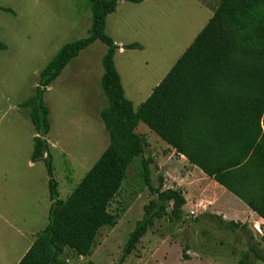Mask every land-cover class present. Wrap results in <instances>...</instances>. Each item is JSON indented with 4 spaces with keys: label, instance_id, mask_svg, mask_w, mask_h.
Returning a JSON list of instances; mask_svg holds the SVG:
<instances>
[{
    "label": "rangeland",
    "instance_id": "rangeland-1",
    "mask_svg": "<svg viewBox=\"0 0 264 264\" xmlns=\"http://www.w3.org/2000/svg\"><path fill=\"white\" fill-rule=\"evenodd\" d=\"M218 4L219 0H146L138 7L119 0L107 18V33L119 42L143 46L115 55L135 109L164 79ZM91 16L88 0H0V43L6 46L0 48V264L19 262L47 225L51 205L45 162L31 161L35 129L30 110L21 104L35 95L40 72L61 47L88 35ZM106 51L101 41L83 50L44 95L51 123L46 139L63 199L109 144L104 123L94 115L107 104L101 88ZM138 131L151 141L145 157L164 150L162 140L144 123ZM141 160L142 156L130 165L111 202L116 226L100 230L91 256L67 250L66 264L118 263L144 206L156 198L143 183ZM150 167L154 186L159 175L170 184L154 162ZM193 204L184 208L185 218L178 224L157 220L124 264H238L256 244L264 254V229L247 224V233H232L205 215V203Z\"/></svg>",
    "mask_w": 264,
    "mask_h": 264
},
{
    "label": "trees",
    "instance_id": "trees-1",
    "mask_svg": "<svg viewBox=\"0 0 264 264\" xmlns=\"http://www.w3.org/2000/svg\"><path fill=\"white\" fill-rule=\"evenodd\" d=\"M118 2L88 0L92 12L88 35L61 47L40 72L35 95L21 104L30 110L35 129L31 161L45 162L51 205L47 225L36 234L17 264H66L63 256L67 250L78 256H91L100 230L114 228L118 223V216L110 210L111 202L120 192L130 165L141 156L143 183L156 198L144 206L143 216L130 233L117 264H124L157 220L167 218L173 224L184 220L187 203L184 191L165 188L162 175L158 177V185L153 184L150 166L154 159L145 157L149 143L138 131L141 122L222 185L218 175L221 167L213 165V150L219 153L222 141L232 137L237 146L249 151L263 134L264 0H219L204 28L137 109L125 95L115 64L120 47L107 33V18L117 10ZM96 41L107 46L101 78L107 105L100 116L109 144L63 199L46 139L51 123L44 95L67 65ZM4 47L0 43V48ZM123 48L143 49V46L130 43ZM211 217L217 218L220 227L232 233L248 232L246 224ZM261 253L258 244L251 245L250 252L238 264H264Z\"/></svg>",
    "mask_w": 264,
    "mask_h": 264
},
{
    "label": "crops",
    "instance_id": "crops-1",
    "mask_svg": "<svg viewBox=\"0 0 264 264\" xmlns=\"http://www.w3.org/2000/svg\"><path fill=\"white\" fill-rule=\"evenodd\" d=\"M133 4L140 7L146 4V0ZM149 13V11L146 12V14ZM114 42L120 47L116 54L127 52L123 46L130 43L125 44L115 39ZM117 70L122 77L120 68L117 67ZM103 108H97V112L94 111L95 117L100 118V120V113ZM261 128L263 134L258 144L249 151L237 146L232 137L222 141L219 153L213 150L215 152L213 165L221 167L218 175L222 178L223 185L208 176L198 166L190 163L184 155L176 152L159 136L157 139L162 140L161 144L165 147L159 153L154 152L152 157L155 165L166 177L165 181L170 183L166 182L165 187L181 188L184 191L187 200L184 208H188L190 204L194 205V202L197 204L205 203L203 212L211 218V221L212 219L218 221L217 218L211 216L221 217L226 222L248 224L256 230L264 229V116L261 121ZM148 143L150 145L151 141L148 140ZM51 145L53 146V144ZM167 176L172 180L168 179ZM194 213L196 214L195 210Z\"/></svg>",
    "mask_w": 264,
    "mask_h": 264
},
{
    "label": "built area",
    "instance_id": "built-area-1",
    "mask_svg": "<svg viewBox=\"0 0 264 264\" xmlns=\"http://www.w3.org/2000/svg\"><path fill=\"white\" fill-rule=\"evenodd\" d=\"M190 214H191V215H194L195 213H194V211H190Z\"/></svg>",
    "mask_w": 264,
    "mask_h": 264
}]
</instances>
